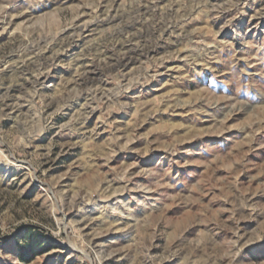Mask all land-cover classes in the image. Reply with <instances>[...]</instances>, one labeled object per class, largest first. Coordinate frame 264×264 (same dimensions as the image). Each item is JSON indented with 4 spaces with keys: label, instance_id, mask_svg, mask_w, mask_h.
<instances>
[{
    "label": "rangeland",
    "instance_id": "374dc122",
    "mask_svg": "<svg viewBox=\"0 0 264 264\" xmlns=\"http://www.w3.org/2000/svg\"><path fill=\"white\" fill-rule=\"evenodd\" d=\"M0 264H264V0H0Z\"/></svg>",
    "mask_w": 264,
    "mask_h": 264
},
{
    "label": "bare ground",
    "instance_id": "6f19581e",
    "mask_svg": "<svg viewBox=\"0 0 264 264\" xmlns=\"http://www.w3.org/2000/svg\"><path fill=\"white\" fill-rule=\"evenodd\" d=\"M89 97V96H88ZM109 187V186H108Z\"/></svg>",
    "mask_w": 264,
    "mask_h": 264
}]
</instances>
